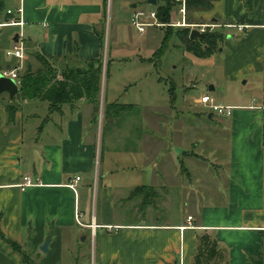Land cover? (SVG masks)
<instances>
[{
  "label": "crops",
  "instance_id": "crops-1",
  "mask_svg": "<svg viewBox=\"0 0 264 264\" xmlns=\"http://www.w3.org/2000/svg\"><path fill=\"white\" fill-rule=\"evenodd\" d=\"M161 1L137 0L133 14L156 10ZM114 2L7 0L8 8L21 4L24 25L9 26L18 28L16 33H3L1 40L10 41L5 49L22 31L27 59L40 52L64 70L106 56L107 67L97 122L86 98L65 105L49 120V104L25 100L9 122L5 105L13 97L0 94V264H73L80 257L88 259L90 250L94 264H198L204 234L217 242L218 250L207 264H251L252 258H264V104L254 105L256 98L227 91L225 105L233 106V112L219 116L227 118L230 133L227 167L222 171L218 164L217 184L208 187L192 162L202 155L183 142L177 104L190 100L172 94L173 83L168 98L150 96L147 87L162 80L150 66L110 70L112 63L126 59L153 63L149 60L157 53L146 56L142 48H149L152 30L162 27H148L137 52L126 50L120 36L112 46L107 34L116 17ZM213 4L205 12L209 20L248 27L236 42L227 37L211 57L193 59V67L220 52L229 77H263L264 13L259 0H252L250 7L243 0ZM13 60L0 55L1 72ZM123 91L133 96L122 99ZM109 103L127 106L106 115ZM99 122L103 135L98 156ZM78 175L82 179L74 189L70 183ZM25 176L35 184L23 189ZM139 186H152L153 197L132 196ZM78 213L86 226L77 223ZM4 238L22 246L29 260L24 262ZM48 238L44 252L41 246Z\"/></svg>",
  "mask_w": 264,
  "mask_h": 264
},
{
  "label": "rangeland",
  "instance_id": "rangeland-1",
  "mask_svg": "<svg viewBox=\"0 0 264 264\" xmlns=\"http://www.w3.org/2000/svg\"><path fill=\"white\" fill-rule=\"evenodd\" d=\"M136 2L137 0H115L114 10L116 12V17L113 20L112 29L111 26H109L107 34V38H110L111 33L112 46L115 44V41L117 39L119 40L120 36L122 45L126 50L130 49L136 52L139 51V43L141 42V39L145 40L147 34H139L132 23V18L134 16L132 5ZM236 3L238 4V1ZM259 3L260 8L264 13V0H259ZM148 7L149 6L147 5V8ZM148 10L149 9H147V11ZM205 12V9L193 8L189 11L188 19L192 23L214 22L209 20V18L205 15ZM229 19L234 21V18ZM176 20L177 18L174 21ZM172 21L173 19L170 18V21L159 28L158 31L152 30V33L154 32V36H152L153 39H150L149 48H142V52L144 51L143 53H145L144 55L146 56H153L154 53H157L149 60L153 63L150 64L148 62L145 65H141V63L135 62L134 60L126 59L122 62L112 63V65H110V70L113 72L119 69L123 72L127 68L129 69L130 67L134 66H150L152 74L156 73L158 76H162V80L159 85L154 87H151V85L150 87L148 85V87L146 86L148 92H150V96L154 95L158 98H162V100H164V98H168V96H170L169 89L173 83L175 89L173 88L172 94H175V96L179 99L187 98L190 100V102L181 101L180 104H177L179 109H181L182 111V115H180V123L182 132H184L185 135V139H183V142L185 143L187 149H189L190 151L194 149L196 150V152L202 155L200 157H196V159H193L192 162L193 164H198L197 171L200 172V174L202 175L201 177L206 180V184L208 185V187L215 188L217 179L215 178L214 174L221 171L218 164L220 163L221 165H223L222 171H224L227 167L225 155L230 141L229 129L225 123V120L227 118L219 117L223 115H217L216 112L209 109V106L207 104L198 102L196 101V99L201 98L203 95H209L213 97L216 104L225 105L227 101L226 93H228L227 91H230V94L234 96L242 95L248 96L250 98H256L257 101H253L254 105H263L264 76L259 77V75L257 74L240 76V74H235L234 77H229L224 68V65H222L221 63L223 59L222 56H220V52H217L212 60L208 58L207 62L203 61L202 64H197L194 68V63H192V60L198 56H196L193 52L187 50L186 45L177 36V30H179L178 28L180 27H172L169 24ZM221 28L222 27H216V30ZM5 32L16 33L18 32V28H12L9 26H2L0 28V55L8 58L6 55L7 49H5V46L8 45V43L10 44V41L8 43H4L1 40V38H3V33ZM221 32L226 36L224 38V41L227 37H233L232 42H236L237 39H239V37L241 36V33L237 28L223 27V31ZM224 41L219 43V47H224ZM107 43L108 41L106 42V44ZM26 60H30L33 64H37L35 59L30 56L28 57V59H24V61L21 63V68L25 67ZM103 63L104 70H106V56L103 57ZM154 64L157 65L155 66ZM149 76H151V73H149ZM109 80L111 81V79ZM139 90L140 89L136 90L135 94H138ZM145 93L146 89L144 87L143 95H145ZM131 96H133V93H127L126 91H123L122 99H129ZM41 102H43L44 104H48V102ZM257 109L258 108H256V110ZM211 112L215 114L213 117H210ZM122 123L125 124L126 122ZM98 126L99 156L101 151V137L103 135L101 132L103 126L102 122L97 123V127ZM213 150H215L218 155H213ZM216 157H218V160L216 159ZM214 161L216 163L212 164V162ZM183 171H187L186 173H188V169H184V167ZM88 254V259H83L82 257H80V259H78V263L75 262L73 264H94V261L92 260V251L90 250Z\"/></svg>",
  "mask_w": 264,
  "mask_h": 264
},
{
  "label": "trees",
  "instance_id": "trees-1",
  "mask_svg": "<svg viewBox=\"0 0 264 264\" xmlns=\"http://www.w3.org/2000/svg\"><path fill=\"white\" fill-rule=\"evenodd\" d=\"M215 0H188V10L193 8L210 10L213 8ZM247 7L252 5V0H243ZM175 0H162L156 6L158 19L167 24L170 21L172 10L176 7ZM7 0H0V20L9 21L13 14L7 12ZM175 27V26H172ZM177 36L186 45L187 50L193 52L201 58L211 57L220 49L219 43L226 37L221 29L202 33L200 36L192 37L190 27H180ZM37 62L33 64L30 60L25 61V67L21 68L18 59L5 65L6 69L17 71L19 81V91L5 107L9 115V122L14 121L15 113L20 102L25 100H40L48 102L49 120L54 112L63 111L65 105L73 106L81 98H86L94 107V119L97 122L101 109L102 81L104 74L103 58H95L86 62L81 67H67L59 70L43 54L37 52L33 55ZM3 69V64L0 62ZM125 104L109 103L105 106V114L112 115L119 113L126 107ZM184 169H187L183 166ZM145 193V196L153 197L154 188L152 186H139L134 189L132 196ZM5 239V238H4ZM14 249L19 250L24 262L29 260L28 254L22 246L8 239H5ZM217 242L207 234L199 239V251L197 256L198 264L210 262L209 256L217 253ZM251 264H264V258H252Z\"/></svg>",
  "mask_w": 264,
  "mask_h": 264
},
{
  "label": "built area",
  "instance_id": "built-area-1",
  "mask_svg": "<svg viewBox=\"0 0 264 264\" xmlns=\"http://www.w3.org/2000/svg\"><path fill=\"white\" fill-rule=\"evenodd\" d=\"M177 3L176 7L172 10L171 13V19H173L172 22L169 24L171 26L175 27H190L191 30L197 29L201 33L205 32H212L216 30V27H228V28H237L239 31H245L248 27L245 24L240 23H227V24H219L215 22H209V23H198V22H190L188 19L189 10H188V0H175ZM7 12L9 14H13V17L7 21V22H1L0 21V28L2 26H19L23 27L24 21L21 17L22 14V6L21 4H17L13 7L8 8ZM177 18L176 21H174ZM132 23L134 27L137 29L139 34L143 35L146 33L148 27H154V26H164L165 23H162L157 16L156 10H139L137 11L133 18ZM19 39L18 41H14L13 46L6 51V55L10 59H18L20 64L26 59V47L25 42L23 39V33L20 31L19 33ZM2 73L6 76H11L15 80H17V71L16 69L13 70H2ZM201 102L207 104L210 109L214 112H216L219 115H226L230 116L233 112V106L229 105H219L214 102L213 97L209 95H203L201 97ZM82 179L81 175H78L75 177L74 181L70 183V186L72 188H76L77 182H79ZM35 182L32 180L30 176L24 177V182L21 184L22 188L25 189L28 186L34 185ZM189 219H192L190 216ZM77 223L86 226L82 220V215L78 213L77 215ZM90 226V225H89ZM92 228H95V224L91 225ZM93 238L95 236V231L93 232ZM181 264L182 261H181Z\"/></svg>",
  "mask_w": 264,
  "mask_h": 264
},
{
  "label": "water",
  "instance_id": "water-1",
  "mask_svg": "<svg viewBox=\"0 0 264 264\" xmlns=\"http://www.w3.org/2000/svg\"><path fill=\"white\" fill-rule=\"evenodd\" d=\"M150 3L152 4H156L157 0H149ZM192 37H197L200 36L202 33L197 30V29H193L192 32ZM19 39V34H15L14 36V40L18 41ZM213 89V87H212ZM19 91V85L18 82L12 78L11 76H6L1 72V67H0V94L7 92L9 93V95L11 97H14V95ZM210 116H212V114H210ZM49 243H50V238H48L43 245L41 246V249L44 252L48 251V247H49Z\"/></svg>",
  "mask_w": 264,
  "mask_h": 264
}]
</instances>
